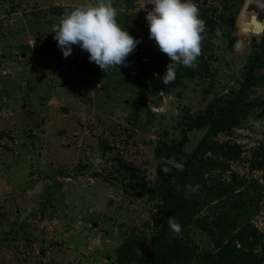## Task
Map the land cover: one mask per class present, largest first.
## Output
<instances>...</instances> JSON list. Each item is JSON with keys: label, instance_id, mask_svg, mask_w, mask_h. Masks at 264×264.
Returning <instances> with one entry per match:
<instances>
[{"label": "rangeland", "instance_id": "1", "mask_svg": "<svg viewBox=\"0 0 264 264\" xmlns=\"http://www.w3.org/2000/svg\"><path fill=\"white\" fill-rule=\"evenodd\" d=\"M95 2L0 0V264H135L118 248L135 235L148 244L156 228L154 146L178 139L183 114L202 112L237 88L255 48L251 39L261 34L247 32L249 15L264 21V0H193L209 20L202 54L192 77L166 87L146 51L150 43L157 47L145 19L152 0H113L120 26L141 40L128 66L105 73L77 45L63 57L53 26L64 12ZM254 76L245 100L261 103L244 106L234 125L212 137L237 145L236 159L208 168L203 161L214 156L197 147L204 129L186 134L180 171L188 169L189 183L200 187L182 226L188 253L173 264H203L197 255L216 250L218 242L198 225L218 210L217 199L206 201L203 193L216 180L236 188L238 180L245 185L256 177L250 194L257 205L245 218L264 235V162L252 152L264 146V64Z\"/></svg>", "mask_w": 264, "mask_h": 264}, {"label": "trees", "instance_id": "2", "mask_svg": "<svg viewBox=\"0 0 264 264\" xmlns=\"http://www.w3.org/2000/svg\"><path fill=\"white\" fill-rule=\"evenodd\" d=\"M205 25L209 23L208 18L202 19ZM254 50L251 53L246 67L243 71L242 79L237 88L230 90L223 97H216L210 101L202 112L195 114H183V126L180 128L178 139L159 141L153 148L156 177V195L161 204V213L156 220V228L150 235L147 244L145 235H135L132 238L123 240L119 246L120 254L128 255L129 258H137L135 264H173L180 258H185L188 253V244L182 237H174L168 225V219L173 218L181 226L187 224L190 219L189 214L194 211L196 198L185 199L184 189L189 185L192 177L186 172L172 169L167 174L162 170L163 165L158 163L161 158H175L176 161L182 153V147L186 142V134L191 129L203 128L202 137L197 143V147L207 149L214 158L203 161L208 168H219L225 160L236 159L240 150L233 143L226 141L219 142L212 137L217 132L226 131L237 122L238 113L245 114L243 107L246 105L255 106L261 101L245 100L248 90L256 85L254 70L258 65L264 64V28L258 40L251 39ZM234 37L228 36L227 46L231 47ZM148 59L150 60L155 73L158 74L157 81L165 86L158 76H162L166 71L169 57L161 53L153 44L146 48ZM206 65L203 66L205 73ZM195 71L192 68L179 66L176 72V79L166 87H176L181 84L185 77H192ZM139 92L143 93V86L138 81L135 82ZM253 155L259 156L264 162V146L258 144L252 149ZM255 153V154H254ZM224 159V161H223ZM234 182L237 178H232ZM216 184H206L204 186V196L206 201L217 199V211L212 214H204L201 217V225L211 239L218 242L214 252H201L197 259L203 264H260L264 256V235L249 225L245 216L253 212L257 205V198L250 194V190L257 189L256 177L252 181L243 185L238 180V186L233 188L232 184L222 180H216ZM176 185H180L181 191H176ZM147 244V249L141 255H136V249ZM256 246L259 249H256ZM137 256V257H136Z\"/></svg>", "mask_w": 264, "mask_h": 264}, {"label": "clouds", "instance_id": "3", "mask_svg": "<svg viewBox=\"0 0 264 264\" xmlns=\"http://www.w3.org/2000/svg\"><path fill=\"white\" fill-rule=\"evenodd\" d=\"M118 11L113 0H96L84 3L63 13L53 26V39L64 58L72 55L77 45L88 53L90 62L107 73L118 66H128L127 57L141 40L134 38L117 21ZM149 38L155 41L159 51L169 57L166 71L158 76L165 86L173 83L179 66L195 69L202 54V33L205 22L193 0H152L151 10L145 17ZM154 75H158L155 74ZM158 163L167 174L173 168L180 171L183 165L175 158H161ZM200 185H186L184 198L190 199ZM176 191H181L176 185ZM168 225L174 237L182 238V226L173 218Z\"/></svg>", "mask_w": 264, "mask_h": 264}, {"label": "water", "instance_id": "4", "mask_svg": "<svg viewBox=\"0 0 264 264\" xmlns=\"http://www.w3.org/2000/svg\"><path fill=\"white\" fill-rule=\"evenodd\" d=\"M250 6H246V8H249ZM253 10L255 9L254 6H252ZM249 21H252L253 24L251 25L250 29L247 31L251 33L252 35H257L262 33L264 28V21L262 18L258 19L256 14H250L249 15ZM253 38V37H252ZM237 45V43H236Z\"/></svg>", "mask_w": 264, "mask_h": 264}]
</instances>
